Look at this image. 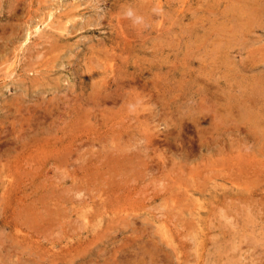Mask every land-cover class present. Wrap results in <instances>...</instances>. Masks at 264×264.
Wrapping results in <instances>:
<instances>
[{
	"label": "rangeland",
	"instance_id": "1",
	"mask_svg": "<svg viewBox=\"0 0 264 264\" xmlns=\"http://www.w3.org/2000/svg\"><path fill=\"white\" fill-rule=\"evenodd\" d=\"M262 126L264 0H0V264H264Z\"/></svg>",
	"mask_w": 264,
	"mask_h": 264
},
{
	"label": "bare ground",
	"instance_id": "2",
	"mask_svg": "<svg viewBox=\"0 0 264 264\" xmlns=\"http://www.w3.org/2000/svg\"><path fill=\"white\" fill-rule=\"evenodd\" d=\"M243 1L246 2V0H243ZM253 1H254V0H253ZM144 2H145V0H144ZM155 2H156V1H155ZM236 2H237V1H236ZM251 3H252V2H251ZM170 4H172V3H170ZM246 5H248V4L246 3ZM249 5H250V4H249ZM106 54H107V53H106ZM98 55H99V54H98ZM100 60H101V59H100ZM88 61H89V60H88ZM11 62H12V61H11ZM88 63H89V62H88ZM108 63H109V62H108ZM9 64H10V63H9ZM11 65H12V64H11ZM95 65H97V64H95ZM106 65H107V64H106ZM107 66H108V65H107ZM109 66H111V65H109ZM10 67H11V66H10ZM111 67H112V66H111ZM111 67H110V68H111ZM106 69H107V68H106ZM91 75H92V74H91ZM93 77H94V76H93ZM94 79H95V78H94ZM94 79L92 78V80H94ZM96 80H97V79H96ZM93 84H94V83H93ZM93 84H92V85H93ZM90 93H91V92H90ZM91 99H92V98H91ZM257 114H258V113H257ZM259 116H260V114H259ZM251 120H252V119H251ZM260 121H261V120H260ZM260 124H261V123H260ZM260 124H259V125H260ZM262 125H263V123H262ZM246 127H247V126H246ZM259 127H260V126H259ZM262 127H264V126H262ZM250 129H251V128H249V130H250ZM252 130H253V129H252ZM261 135H262V134H261ZM262 136H263V135H262ZM70 142H71V141H70ZM263 146H264V145H263ZM243 154H244V153H243ZM259 154H260V153H259ZM254 155H255V154H254ZM258 156H259V155H258ZM113 158H114V157H113ZM255 159H256V158H255ZM235 160H236V159H235ZM257 161H258V160H257ZM256 163H257V162H256ZM257 171H258V170H257ZM234 174H235V173H234ZM237 174H239V173H237ZM250 178H251V177H250ZM251 179H252V178H251ZM254 179H257V178L254 177ZM253 184H254V183H253ZM261 184H262V183H261ZM248 185H249V184H248ZM4 186H6V184H5ZM247 187H248V186H247ZM255 188H256V187H255ZM244 190H246V188H245ZM231 191H232V190H231ZM234 191H235V190H234ZM234 191H233V192H234ZM258 191H259V190H258ZM245 192H246V191H245ZM247 192H248V191H247ZM211 195H212V193H211ZM216 195H218V194H216ZM252 197H253V195H252ZM16 198H17V197H16ZM194 198H196V197H194ZM197 198H198V197H197ZM203 198H204V197H203ZM213 198H216V197H213ZM229 198H230V197H229ZM237 198H238V197H237ZM242 198H243V197H242ZM249 198H250V197H249ZM249 198H248V199H249ZM196 200H197V199H196ZM229 200H230V199H229ZM249 200H250V199H249ZM16 201H18V200H16ZM208 201H209V200H208ZM234 201H235V199H234ZM234 201H232V203H229V202H230V201H229L228 204H231V205H232ZM18 202H19V201H18ZM193 202H194V201L192 200V203H193ZM195 202H197V201H195ZM199 202H201V200H199ZM243 202H244V201H243ZM245 202H246V201H245ZM224 204H225V202H224ZM224 204H223V205H224ZM234 204H235V203H234ZM252 204H253V203H252ZM257 204H258V203H257ZM257 204H256V205H257ZM261 204H262V203H261ZM261 204H260V205H261ZM197 205H198V204H197ZM231 205H230V208H231ZM107 206H108V205H107ZM200 206H201V204H200ZM215 206H216V205H215ZM221 206H222V205H221ZM228 206H229V205H228ZM234 206H235V205H234ZM16 207H17V206H16ZM102 207H104V206H102ZM102 207H101V208H102ZM197 207H198V206H196V208H197ZM226 207H227V205H226ZM258 207H259V206H258ZM263 207H264V206H263ZM101 208H100V209H101ZM105 208H106V207H105ZM194 208H195V207H194ZM200 208H201V207H200ZM202 208H203V206H202ZM204 208H205V207H204ZM220 208H221V207H220ZM220 208H219V209H220ZM89 209H90V208H89ZM119 209H120V208H119ZM219 209H217V210H219ZM224 209H225V208H224ZM227 209H228V208H227ZM95 210H96V209H95ZM220 210H221V209H220ZM222 210H223V209H222ZM257 210H258V209H257ZM260 210H261V209H260ZM91 211H92V210H91ZM123 211H124V210H123ZM199 211H200V210H199ZM6 212H7V211H6ZM89 212H90V211H89ZM214 212H215V211H214ZM219 212H220V211H218L217 213L219 214ZM221 212H222V211H221ZM223 212H224V211H223ZM228 212H229V211H228ZM16 213H17V212H16ZM21 213H22V212H21ZM80 213H81V211H80ZM84 213H85V212H84ZM84 213H83V214H84ZM97 213H98V212H97ZM197 213H198V212H197ZM215 213H216V212H215ZM255 213H256V212H255ZM1 214H2V213H1ZM194 214H195V213H194ZM225 214H227V213L225 212ZM39 215H40V214H39ZM80 215H81V214H80ZM100 215H101V213H100ZM201 215H203V214H201ZM212 215H215V214H212ZM222 215H224V213H222ZM258 215H259V214H258ZM220 216H221V215H220ZM224 216H225V215H224ZM19 217H20V216H19ZM19 217H18V218H19ZM28 217H29V216H28ZM198 217H199V216H198ZM201 217H202V216H201ZM201 217H200V218H201ZM204 217H205V216H204ZM29 218H30V217H29ZM92 218H93V217H92ZM101 218H102V217H101ZM196 218H197V216H196ZM3 219H4V218H3ZM99 219H100V218H99ZM198 219H199V218H198ZM210 219H211V218H210ZM261 219H262V218H261ZM0 220H1V219H0ZM83 220L85 221V219H83ZM92 220H93V219H92ZM92 220H91V221L89 220V222H92ZM208 220H209V219H208ZM213 220H214V219H213ZM1 221H2V220H1ZM16 221H17V220H16ZM196 221H197V219H196ZM203 221H204V220H203ZM211 221H212V220H211ZM245 221H246V220H245ZM5 222H9V221H8V220H7V221L5 220ZM20 222H22V221H20ZM27 222H28V221H27ZM86 222H87V221H86ZM86 222H85V223H86ZM89 222H88V223H89ZM198 222H199V220H198ZM246 222H247V221H246ZM88 223H87V224H88ZM199 223H200V222H199ZM216 223H217V222H216ZM219 223H220V222H219ZM93 224L95 225L94 222H93ZM201 224H203V223H201ZM98 225H99V224H98ZM200 226H201V225H200ZM202 226H204V225H202ZM209 226H210V225H209ZM201 228H202V227H201ZM0 229H1V227H0ZM199 230H200V229H199ZM201 230H202V229H201ZM245 230H246V229H245ZM91 231H92V229H91ZM17 232H18V231H17ZM234 232H235V231H234ZM220 233H221V232H220ZM236 233H237V232H236ZM8 234H9V233H8ZM238 234H239V232H238ZM220 236H221V235H220ZM207 237H208V236H207ZM231 237H233V236H231ZM231 237H230V238H231ZM241 237H242V236H241ZM246 237H247V236H246ZM200 238H201V237H200ZM223 238H224V237H223ZM227 238H228V237H227ZM227 238H225V240H228ZM253 238H254V237H253ZM232 239H235V238H232ZM232 239H231V240H232ZM240 239H241V238H240ZM243 239H246V238H243ZM251 239H252V238H251ZM6 240H7V239H6ZM8 240H9V239H8ZM211 240H212V239H211ZM223 240H224V239H223ZM236 240H237V238H236ZM256 240H257V237H256ZM9 241H10V240H9ZM13 241H14V240H13ZM19 241H20V240H19ZM201 241H202V240H201ZM201 241H199V242H201ZM244 241H246V240H244ZM244 241H243V242H244ZM248 241H250V240H248ZM20 242H21V241H20ZM173 242H174V241H173ZM225 242H226V241H225ZM262 242H263V241H262ZM262 242L260 241V243H262ZM217 243H218V241H217ZM221 243H222V242H221ZM227 243H228V242H227ZM236 243H238V241H236ZM240 243H241V242H240ZM245 243H246V242H245ZM12 244H13V243H12ZM230 244H231V242H230ZM238 244H239V243H238ZM255 244H256V242H255ZM65 245H66V244H65ZM69 245H71V243H69ZM210 245H211V244H210ZM212 245H214V244H212ZM232 245H233V244H232ZM236 245H237V244H236ZM261 245H263V244H261ZM6 246H8V245H6ZM218 246H219V245H218ZM241 246H242V245H241ZM252 246H253V245H252ZM257 246L259 247V239H258V245H257ZM250 247H251V246H250ZM201 248H202V247H201ZM203 248H204V247H203ZM206 248H208V247H206ZM210 248H211V247H210ZM212 248H213V247H212ZM213 249H214V248H213ZM258 249H259V248H258ZM258 249H257V250H258ZM51 250H52V249H51ZM202 250H203V249H202ZM202 250H201V251H202ZM230 250L232 251V249H230ZM247 250H248V248H247ZM249 250H251V249L249 248ZM259 250H260V249H259ZM261 250H262V249H261ZM261 250H260V251H261ZM8 251H9V250H8ZM10 251H11V250H10ZM199 251H200V250H199ZM207 251H209V250H207ZM207 251H206V253H208ZM216 251H218V250L216 249ZM255 251H256V250H255ZM263 251H264V250H263ZM263 251H262V252H263ZM219 252H220V251H219ZM221 252H222V251H221ZM221 252H220V253H221ZM247 252H248V251H247ZM210 253H211V252H210ZM240 253H241V252H240ZM250 253H251V251H250ZM253 253H254V252H253ZM12 254H13V253H12ZM211 254H212V253H211ZM259 254H260V253H259ZM208 255H209V254H208ZM223 255H224V254H223ZM246 255H247V254H246ZM220 256H221V254H220ZM220 256H219V257H220ZM238 256H239V255H238ZM226 257H227V256H226ZM228 257H229V255H228ZM201 258H202V257H201ZM204 258H206V256H205ZM204 258H203V260H204ZM238 258H239V257H238ZM261 258H262V257H261ZM197 259H198V258H197ZM212 259H213V258H212ZM217 259H218V258H217ZM262 259H263V258H262ZM238 260H240V259H238ZM212 261H213V260H212ZM256 261H257V260H256ZM204 262H205V261H204ZM258 262H259V261H258ZM196 263H197V262H196ZM216 263H217V260H216ZM217 264H218V263H217ZM231 264H232V263H231Z\"/></svg>",
	"mask_w": 264,
	"mask_h": 264
},
{
	"label": "clouds",
	"instance_id": "3",
	"mask_svg": "<svg viewBox=\"0 0 264 264\" xmlns=\"http://www.w3.org/2000/svg\"><path fill=\"white\" fill-rule=\"evenodd\" d=\"M128 15H131V12H129Z\"/></svg>",
	"mask_w": 264,
	"mask_h": 264
}]
</instances>
